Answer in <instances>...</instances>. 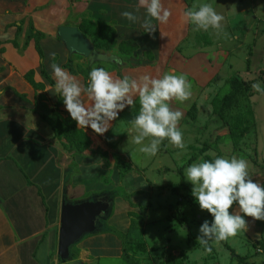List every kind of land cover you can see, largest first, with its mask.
Returning <instances> with one entry per match:
<instances>
[{
    "label": "crops",
    "instance_id": "crops-1",
    "mask_svg": "<svg viewBox=\"0 0 264 264\" xmlns=\"http://www.w3.org/2000/svg\"><path fill=\"white\" fill-rule=\"evenodd\" d=\"M162 3L172 15L167 24L152 20L157 28L150 35L141 27L145 10H136L138 0H0V264H64L59 254L63 203L106 201L109 196V208L99 218L94 233L104 235L106 232L103 231L113 226L109 220L116 216V203L119 201L129 224L124 233L129 231L133 219L140 222L133 237L141 247L132 243L131 253L139 258L144 249L159 248L158 245L149 246L145 227L149 221L153 223L163 217L158 211L164 209L166 203H159L156 197L170 196V190L173 192L174 185L167 182V178L169 173L177 171L170 156L176 147L165 139L157 154L150 156L139 150L143 145L133 143L130 146V141H123L124 131L129 133V128L123 130L118 120L124 111H128L131 121L138 112L137 102L136 109L126 107L119 112L103 135L96 134L90 127L81 128L92 140L88 148L82 151L68 149L66 140L55 133L52 124V112L57 111L64 117L70 114L62 99L51 92L55 78L50 65L56 63L83 86H86L85 75L72 73L65 66L70 59L83 67L87 64L93 68L102 67L119 78L125 75L139 78L145 74L159 77L173 70L176 75L183 74L191 83V98L182 103L173 101L170 106L183 113L178 123L185 144L182 150L186 151L184 156L191 155L187 158L190 165L196 163L200 156L194 159V146L202 147V141L198 142L203 130L199 122L210 119L205 115V108H209L207 113H214L213 105L204 101H212L215 95L209 83L218 82L224 62L231 63L234 45L244 49L250 43L246 34L257 31L254 26H260L264 0H162ZM203 3H210L217 13L224 16L223 32L219 36L212 29L208 32L193 31L194 26L182 19L184 11L194 5L198 9ZM123 11L134 12L140 21H128L121 16ZM257 19L258 25L254 23ZM86 20L96 25H112L118 42L131 40L136 43L134 51L119 63L115 59L95 60L101 65L94 64L95 61L83 54L71 53L60 36L59 27L78 26L83 32L82 24ZM238 30L242 32L237 33ZM86 38L93 43L90 35ZM96 49L115 54L116 59L122 55L117 46L111 51ZM52 52L56 53L54 59L49 55ZM82 98L87 103L86 96ZM192 106L197 111L195 119L189 121ZM187 134L195 136L196 140L187 141ZM149 142L145 139L143 144ZM208 151L201 156L213 155ZM163 157H170L166 170L161 166ZM120 163L130 166L123 180ZM136 180L141 183H137L134 190L131 184ZM145 186L151 191L148 203L130 199L135 192L141 194ZM123 194L129 197L125 199ZM171 205L174 203L169 204L167 214L171 231L177 221L184 226L191 222L186 207L185 214L173 215ZM245 220L250 224V231L264 225L261 220L251 217ZM99 229L103 233L97 232ZM103 237L89 241L81 238L71 247L70 260L75 264H129L122 258L123 244L116 253H109L103 249L107 239ZM247 239L254 244L260 239L264 245V238ZM171 240L169 238V243L159 249L162 256L159 264H168V259L173 257H181L178 264H194L189 253L193 248L201 251L199 264H218V258L224 251L221 244L227 249L233 248L232 255L238 257V261L242 256L247 264L255 263L251 262L253 254H239L228 239L218 244L209 241L211 252L206 251L197 238H189V234L186 247L173 245ZM108 243L107 239L106 246Z\"/></svg>",
    "mask_w": 264,
    "mask_h": 264
},
{
    "label": "clouds",
    "instance_id": "clouds-1",
    "mask_svg": "<svg viewBox=\"0 0 264 264\" xmlns=\"http://www.w3.org/2000/svg\"><path fill=\"white\" fill-rule=\"evenodd\" d=\"M140 8L145 10L141 27L150 35L157 28L152 20L167 24L172 15L162 0H138L136 10ZM121 16L133 23L140 21V17L131 11H123ZM182 19L194 26L193 31L212 29L217 36L223 32L224 16L217 13L210 3H203L198 9L194 5L182 13ZM49 55L54 59L56 53ZM116 62L120 61L117 59ZM50 67L55 78L51 92L62 99L77 128L90 127L96 134L103 135L119 112L126 107L136 109L138 102V112L130 121L129 133H134V144L143 145L139 149L142 153L155 156L165 139L176 148H185L178 128L183 113L170 106L173 101L182 103L191 98V83L183 74L176 75L173 70L159 77L145 74L139 78L128 75L119 78L102 67H94L89 72L87 86H83L56 63ZM251 87L264 95L259 82ZM84 96L87 103L82 98ZM145 139L150 140L147 145L143 144ZM248 168L244 159L217 156L214 160H202L185 169L184 178L193 185V197L200 209L212 217L211 221H203L197 236L208 252L212 250L209 241L218 244L246 230L245 216L264 220V186L252 179ZM234 204L238 205V210L230 212Z\"/></svg>",
    "mask_w": 264,
    "mask_h": 264
},
{
    "label": "rangeland",
    "instance_id": "rangeland-1",
    "mask_svg": "<svg viewBox=\"0 0 264 264\" xmlns=\"http://www.w3.org/2000/svg\"><path fill=\"white\" fill-rule=\"evenodd\" d=\"M261 18H264V16H261ZM261 18V21L259 22L260 26H254L257 31H251V33L248 32V34H246V39L251 40L250 43L248 45H245L244 49H242L241 47L237 48L236 45H234V48L231 49V53L233 56V59H231V63L229 61H226L223 63V66L220 67V79L218 80V82L214 83L215 86H213V83H209V86L213 87L214 89V98L216 97L221 99L225 97V95L228 94V92L231 90L232 81H239L240 83L241 81L244 82V84L247 86V90L251 93L250 102L254 110L255 118V125L252 126L253 130L247 133L239 142V146L235 148L229 135L228 126L223 125V121L214 113H207V110H209V108H205V115L209 116L210 119H205L204 121L201 120L199 122V126H202L203 130L201 131V136L199 135L198 137V142L202 141V147L194 146L193 156L194 159L200 156L197 162L206 160L207 155H201L204 151L209 150L208 152L213 154H209L211 157L222 156L225 158H231L235 156L237 158L244 159L248 162V171L252 179L259 183L261 186H264V95L257 93L251 87L253 83L259 82L261 87L264 88V19ZM258 21V19L254 20V23L258 25ZM241 32L242 31L239 30L237 31V33ZM235 77L239 78V80L235 79ZM214 98L212 99V101L208 99L204 100L205 104H212ZM121 115L122 117H120L118 121L121 123L123 130H125L126 128L130 129L131 118L129 117L128 111H124ZM191 120H193V118L189 115V121ZM125 132L126 131H124L125 135L123 141H130L131 146V144H133L132 137L134 134ZM185 139H187V141H195L196 137L187 134ZM172 152L173 153L170 156H172V163L177 171H175L174 173H169L167 182L174 185L173 192L170 190V196L158 195L156 197V200L159 203H166L164 209H160L158 211L163 217L157 219L153 223L152 221H149L148 226L145 227V238L147 239L149 246L158 245L159 248L152 247L149 251H146V249L143 250L142 247L141 250H143V252H140L141 256H139L140 264L161 263L162 256L159 249H162L167 243H169V238L172 239L170 242L171 244L186 247V240L188 238L189 232H192V236L190 235V238H197V236L199 235V227L203 223V221L206 219L209 221L212 220L211 215L206 210L200 209L198 202L192 195L193 185L191 184V182L186 181L184 178V167L186 168V166L191 162L190 160L187 161V158L191 155L186 157L184 156L186 151L176 148H174ZM165 157H163L161 165L164 166L163 170L168 169L166 165L170 163V157ZM182 170L184 172H182ZM120 177L121 180H123L121 174ZM137 183L140 184V180H136L131 184L134 187V190L137 189ZM159 183L162 184L163 182L160 181ZM147 186L143 187V191L140 192L144 195L139 194V192H135L130 195V199H137L142 204L148 203V197L151 191ZM113 190L117 191L118 188H114ZM119 190L123 192L120 188ZM122 196L125 199L129 197V195L127 194H123ZM110 198L111 197L109 196L106 200L109 201ZM170 203H174V205H171V208H173L171 213H173V215L184 213V208L186 207V214L189 215L188 219H190L191 222H187V224L184 226L178 224L177 221L175 229H172L171 231L170 227H168V225H170V221L167 219ZM121 204H119V201H117L116 205L118 208V213L116 208V216L113 220H109L110 224L113 226H109L103 231L106 233H103L101 229L97 231L102 232L104 235H99L98 233L91 232L84 236V238L86 239H82L89 241L95 238H99L100 236H104L103 238H107L109 243L108 246H106L105 242L107 239L104 240L103 249L108 251L109 253H116L117 249L122 245L120 234L123 233L129 226L127 214L124 210L121 209ZM237 210L238 205L234 204L233 208L230 209V212H235ZM197 214L200 216H198ZM246 217L247 216H245L244 218L246 219ZM132 221H134V227L136 230V228H138V226L140 225V222L138 219H133ZM261 221L264 223V220ZM112 228L113 230H111ZM249 228L250 224L247 223L246 230L239 231V233L235 237H230L228 241L230 244H234L236 246L239 254H253V256H251V262H255L256 264H264V252L258 251L259 246L264 249V245L261 244L262 240L259 239V242L257 244H254L252 241H248L247 239L264 238V225H260L258 226V228L252 229L251 231L249 230ZM95 244L98 245L97 242H95ZM241 244H243V246ZM221 249L224 251L222 252L223 256L221 254L218 258V264H247L245 260L239 259L238 261V257L236 258L235 255H232L233 248L227 249L223 244H221ZM189 253L191 263L195 262L194 264H199L198 260L200 259L199 257L201 251L199 249L193 248Z\"/></svg>",
    "mask_w": 264,
    "mask_h": 264
},
{
    "label": "trees",
    "instance_id": "trees-1",
    "mask_svg": "<svg viewBox=\"0 0 264 264\" xmlns=\"http://www.w3.org/2000/svg\"><path fill=\"white\" fill-rule=\"evenodd\" d=\"M82 31L84 37H87L88 35L91 36L93 41L92 44L96 48L111 51L117 46L122 54L119 55L118 58L120 61L131 54L136 47V43L131 40L118 42L115 36L116 30L109 24L96 25L89 20H86L84 25L82 24ZM94 64L101 65V62L95 61ZM65 66L72 73H83L86 77L87 86L89 72L93 66L87 64L83 67L81 64H74L72 59H70ZM29 76H31V73ZM235 79L239 80L237 77H235ZM51 81L53 82V80ZM250 96L251 93L247 90V86L244 82L241 81L240 83L239 81H232L231 90L228 94L221 99L215 97L212 103L214 106V114L223 121V125L228 126L229 135L235 148L239 146L241 139L253 130L252 126L255 125L254 110L250 102ZM58 104H60V102H58ZM195 110L196 107L192 106L189 111V115L193 119H195ZM51 119L55 133L66 140L65 146L68 149L82 151L91 145L92 140L90 136L87 135L83 129L77 128L76 122L72 120L70 116L64 117L59 112L54 111L52 112ZM215 158L216 157H211L209 155L206 156V160H214ZM124 164L120 163L122 177H124L125 173L130 171V166L126 165V163ZM111 230H113V228ZM134 231V221H132L129 231L120 234L123 244L122 258L129 264H140L139 258L131 253L132 243H137L136 246L141 247L140 243L133 237ZM190 235L192 236V233H189V238ZM239 259L245 260L242 256H240ZM179 261V258H169L168 264H178ZM62 262H65V260H62Z\"/></svg>",
    "mask_w": 264,
    "mask_h": 264
},
{
    "label": "water",
    "instance_id": "water-1",
    "mask_svg": "<svg viewBox=\"0 0 264 264\" xmlns=\"http://www.w3.org/2000/svg\"><path fill=\"white\" fill-rule=\"evenodd\" d=\"M61 38L65 41L69 51L78 52L91 61H112L115 54L102 52L82 34L78 26L61 25ZM109 208V202L103 199L88 200L80 203L64 202L62 205L61 227L59 236V254L64 264H75L70 260L71 247L85 234L97 229L98 220Z\"/></svg>",
    "mask_w": 264,
    "mask_h": 264
},
{
    "label": "built area",
    "instance_id": "built-area-1",
    "mask_svg": "<svg viewBox=\"0 0 264 264\" xmlns=\"http://www.w3.org/2000/svg\"><path fill=\"white\" fill-rule=\"evenodd\" d=\"M258 251H260V252H264V249H263L261 246H259V247H258Z\"/></svg>",
    "mask_w": 264,
    "mask_h": 264
},
{
    "label": "flooded vegetation",
    "instance_id": "flooded-vegetation-1",
    "mask_svg": "<svg viewBox=\"0 0 264 264\" xmlns=\"http://www.w3.org/2000/svg\"><path fill=\"white\" fill-rule=\"evenodd\" d=\"M107 201V200H106ZM98 222H99V220H98Z\"/></svg>",
    "mask_w": 264,
    "mask_h": 264
}]
</instances>
